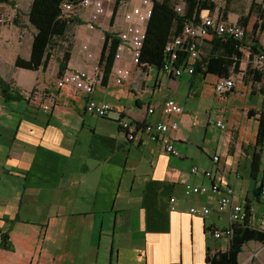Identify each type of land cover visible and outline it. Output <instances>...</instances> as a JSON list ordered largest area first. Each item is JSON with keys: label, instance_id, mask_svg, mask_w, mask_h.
<instances>
[{"label": "crops", "instance_id": "1", "mask_svg": "<svg viewBox=\"0 0 264 264\" xmlns=\"http://www.w3.org/2000/svg\"><path fill=\"white\" fill-rule=\"evenodd\" d=\"M11 1L0 3V76L23 97L6 98L0 91V264H206L208 251L223 252L230 245L229 239L217 240L209 231L213 225H231L230 211H217L227 185L234 188V201L249 203L251 223L264 214V195L254 193L264 185V144L263 151L255 145L264 80H245L252 67L248 49H240L241 72L230 75L236 86L223 96L214 91L219 77L214 72L174 77L158 66L127 61L116 66L130 68V80L118 85L112 74L103 82L101 69H96L113 17L90 29L78 16L82 24L71 23L67 33L74 35L68 68L99 77L86 94L56 85L59 53L44 69L17 66L18 59H30L38 29L29 15L34 0ZM213 35L202 40V48L209 47ZM85 42L91 58L79 53ZM243 79L246 101L237 89ZM206 84L218 98L212 125L220 128L218 119L226 125L218 136L199 116L202 110L213 113L205 106ZM170 98L183 107L181 114L163 112ZM89 99L109 102L114 110L95 116L86 110ZM122 118L141 124L178 122V130L168 136L182 156L168 154L161 140L142 144L140 132L128 140ZM248 124L255 135L249 140ZM258 151L261 167L253 178L252 157ZM242 166L248 167L249 178L240 172ZM210 168L213 175L207 177L204 171ZM213 183L219 192L185 193L186 184L209 188ZM192 207L212 212L203 217L190 213ZM4 235L12 247L2 246ZM238 264H264V241L247 242Z\"/></svg>", "mask_w": 264, "mask_h": 264}, {"label": "built area", "instance_id": "2", "mask_svg": "<svg viewBox=\"0 0 264 264\" xmlns=\"http://www.w3.org/2000/svg\"><path fill=\"white\" fill-rule=\"evenodd\" d=\"M128 2L122 5L120 0H72L65 1L61 4L63 13L66 15L81 16L90 29L98 28L100 25L103 26L105 19L109 16L113 17L115 12L121 13L120 20L114 21L112 27L109 29L112 34H116L120 38V44L115 53V64L111 70L112 77L118 85L124 84L131 77L130 68H127V66L117 67L116 64L118 62L127 61L128 63L136 65L140 64V56L147 38V22L152 17L154 6L152 0H140V3L137 5ZM175 9L178 13H181L183 6L177 5ZM213 33L232 36L238 39V41L246 37V29L239 22L223 20L214 15H202L200 22L194 24L192 22L185 23L182 33L177 37L173 36L169 39L164 50L165 61L163 71L174 77H179L184 72L192 75L195 71V62L200 59V55L203 53L201 42ZM91 52L89 42H85L79 53L80 55L84 54L91 58ZM180 60H183V62L180 63ZM251 63L253 68L262 70L264 68V53L251 57ZM96 69L100 71L99 67ZM98 82L99 77L95 72L92 73L67 67L58 77L56 85L63 88L72 86L80 92L90 94L94 89V85ZM235 86L236 78L234 76L218 77L215 82L214 91L216 94L223 96L231 92ZM86 110L95 116L105 117L111 114L114 107L109 102L89 99L86 103ZM162 110L166 114H181L183 107L177 104L173 98H170L163 103ZM148 111L153 112L154 109L150 108ZM216 125L222 129L226 128V125L220 119L216 121ZM120 126L125 130L128 140H135L140 132L141 136L144 134L142 137H139L142 144L148 141L158 142L161 140L165 146L164 150L168 154L174 157L182 156L175 142L168 136L171 130H178L179 124L176 121L148 123L139 126L136 122L122 118L120 120ZM212 161L214 164H218L220 162L219 156H212ZM190 170L192 173H197L198 167L192 166ZM204 174L207 177H212L213 168L205 170ZM217 191H220L218 183H213L209 188L191 184L185 185V193L187 196L193 194L210 195ZM261 194L264 195V188ZM233 198L234 188L227 185L223 191V195L217 199V211L223 213L229 210V219L231 222V225L225 228L218 227L217 225L210 227V233L217 240L223 238L230 240L233 236L234 225L243 223L248 218L249 211L246 204L236 202ZM174 201L175 199L172 198L171 202ZM190 211V213L200 214L206 217L212 212V209L209 207H192ZM251 212L252 208L250 207ZM251 225L253 228L263 230L264 214L256 219L255 224L251 223Z\"/></svg>", "mask_w": 264, "mask_h": 264}, {"label": "trees", "instance_id": "3", "mask_svg": "<svg viewBox=\"0 0 264 264\" xmlns=\"http://www.w3.org/2000/svg\"><path fill=\"white\" fill-rule=\"evenodd\" d=\"M72 0H34L30 9V21L37 27L38 34L35 35L34 45L30 59H18L17 66L37 70L44 69L49 60L54 58L53 51L60 46L57 39L66 38L71 23H81V19L72 14L62 12L61 4ZM11 4V0H0V3ZM153 14L147 22V38L143 47L140 63L155 65L163 68L165 61V45L173 36L177 37L182 33L185 23H198L205 10L212 14L217 4L211 0H189L183 7L181 13H178L175 6L167 3H161L159 0H152ZM255 15L256 22L251 26L252 17ZM226 20V19H225ZM239 24L246 29L245 39H238L214 33L212 40L209 41L208 48H202L203 53L200 59L195 62L194 73L214 72L219 77H229L234 73L241 72L240 59L243 56L241 48L250 51V58L254 55L264 53V46L260 44L259 34L264 31V2L250 5L248 14L239 19ZM120 44V38L112 32H106L104 36L103 48L100 54L99 67L102 71V81L106 82L110 77L111 70L115 64V53ZM72 51V43L67 47H62V55L59 59V75L68 67ZM180 63L183 60L179 61ZM252 66V63H251ZM193 73V74H194ZM245 80L250 78L253 83H262L264 80V68L258 70L251 67L244 74ZM233 90V89H232ZM0 91L6 98L22 99V95L0 76ZM257 127V136L255 145L261 147L264 144V108L259 112ZM139 126L141 123L136 122ZM263 151V147H261ZM261 151L254 152L252 157L251 176L256 178L261 167ZM264 185L254 189L256 195H260ZM249 211L248 218L243 222L234 225L233 236L230 239V245L223 252L211 254L209 251L206 256V264H238L239 254L242 247L250 241H264V229L253 228L249 217L250 205L246 202ZM2 246L5 248L12 247L9 236L2 237Z\"/></svg>", "mask_w": 264, "mask_h": 264}, {"label": "rangeland", "instance_id": "4", "mask_svg": "<svg viewBox=\"0 0 264 264\" xmlns=\"http://www.w3.org/2000/svg\"><path fill=\"white\" fill-rule=\"evenodd\" d=\"M122 5H124V3H127L128 1L131 2V3H135V2H138L137 0H120ZM161 3H168L170 5H182L183 7H185L188 3L189 0H159ZM211 1H214L216 4H217V8L216 10L210 14L208 12V10H205L203 12V15H214V16H218L220 18H222L223 20H229V21H232V22H239V19L242 17V16H245L248 14V11L250 9V5L255 2V3H262L264 2V0H211ZM128 2V3H129ZM130 3V4H131ZM23 6V4H22ZM120 12H115V15H113V21H118L120 20ZM6 23L4 18L3 20H1V23ZM254 22H256V17L255 15L252 17V20H251V25H249V28L247 29V31H250L251 29V26L254 24ZM72 36H74L73 34L69 33L67 35L66 38H63V39H57V42L59 43L60 46H57L56 47V50L53 51V54L56 55V54H60L62 55V47H67L70 42H71V38ZM259 39L261 40V44L264 46V31L260 32L259 34ZM249 63L247 61V66H246V69H249ZM247 82V81H246ZM243 79V83L239 84L238 85V90H242L240 91V93L242 95H239L240 99L246 101V95L248 96V90H247V87H245V83H246ZM205 87L203 88L204 92H203V95L205 96L206 100H207V103H205V106L207 107V109L209 108H212L213 109V113L212 115H210V112H205L204 110H202L201 114H199L200 116V119H202L204 121V127L208 128L209 125V131H214L213 135L214 136H218V134H222L224 131L221 130L219 127H216V126H213V121H212V118H215V114L217 112V108H218V105H217V102H218V98L216 96H214L212 94V89H211V85L209 84H206L204 85ZM262 90L264 92V82L262 83ZM243 96H245L246 98H243ZM255 96V94H254ZM205 106L203 108H205ZM206 109V108H205ZM256 127H255V135H256ZM245 133L247 134L246 135V139L249 140L250 139V136L252 137L254 135V130L252 129V127L248 124L247 127H246V131ZM254 135V137H255ZM240 172L243 173L245 175L246 178H249V171H248V167L245 168V167H241L240 168ZM263 178V173L262 171L260 172L259 174V179L261 180Z\"/></svg>", "mask_w": 264, "mask_h": 264}]
</instances>
